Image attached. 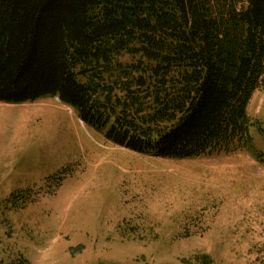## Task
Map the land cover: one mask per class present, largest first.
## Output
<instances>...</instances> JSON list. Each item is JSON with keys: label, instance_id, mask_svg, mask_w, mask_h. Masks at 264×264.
<instances>
[{"label": "trees", "instance_id": "16d2710c", "mask_svg": "<svg viewBox=\"0 0 264 264\" xmlns=\"http://www.w3.org/2000/svg\"><path fill=\"white\" fill-rule=\"evenodd\" d=\"M262 85L264 0H0V102L58 97L138 153L264 163L248 113Z\"/></svg>", "mask_w": 264, "mask_h": 264}, {"label": "rangeland", "instance_id": "374dc122", "mask_svg": "<svg viewBox=\"0 0 264 264\" xmlns=\"http://www.w3.org/2000/svg\"><path fill=\"white\" fill-rule=\"evenodd\" d=\"M248 113L264 156V85ZM252 153H138L58 97L0 102V264H264V164Z\"/></svg>", "mask_w": 264, "mask_h": 264}]
</instances>
